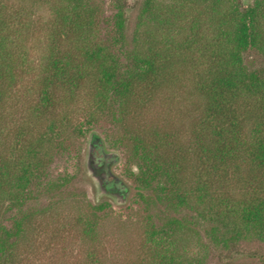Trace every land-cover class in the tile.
<instances>
[{"label":"rangeland","instance_id":"obj_1","mask_svg":"<svg viewBox=\"0 0 264 264\" xmlns=\"http://www.w3.org/2000/svg\"><path fill=\"white\" fill-rule=\"evenodd\" d=\"M86 1L98 11L96 33L88 43L107 48L123 75L135 67L138 36L152 30L146 2H154L163 13L169 7L179 10L182 16L169 41L173 51L167 50L178 65L167 89L152 97L142 116L122 115L116 98L99 105L88 84L73 97L60 90L46 113L41 81L62 28L59 11L70 6L66 0H0V154L11 163L14 180L26 168L33 170L27 190L12 189L17 202L0 198V264H92V255L103 264H128L139 256L133 251L147 219L157 227L172 220L186 223L192 231L183 234L188 237L184 245L194 264H264V237L250 232L231 241L220 226L169 200L158 182L145 186L141 181L136 128L167 122L186 127L204 111L196 71L207 67L206 60L199 42L187 49L195 35L201 40L214 37L215 23L204 5L194 0ZM235 1L248 8L258 0ZM120 10L123 30L117 25ZM156 33L162 41L163 33ZM66 47L71 43L62 41L60 48ZM243 58L248 71L264 73L260 51L248 49ZM93 214L98 234L90 243L82 229Z\"/></svg>","mask_w":264,"mask_h":264},{"label":"trees","instance_id":"obj_2","mask_svg":"<svg viewBox=\"0 0 264 264\" xmlns=\"http://www.w3.org/2000/svg\"><path fill=\"white\" fill-rule=\"evenodd\" d=\"M66 1L70 8L59 11L62 28L52 43L41 81L43 110L47 113L53 107L60 90L73 97L88 84L99 105L116 98L122 115L142 116L152 97L172 81L178 61L167 50L173 46L169 41L181 12L169 7L163 13L154 2H146L144 13L152 30L138 36L135 67L123 75L119 60L107 48L88 43L96 33L97 8H91L86 0ZM194 1L204 5L216 28L213 38L201 40L195 35L187 46L199 42L201 59L206 60L207 67L196 71L204 111L186 127L167 122L155 128H136L134 140L142 151L144 169L141 181L145 186L158 182L169 200L220 226L231 241L250 232L263 238L264 73L248 71L243 54L254 48L264 55V0L248 8L235 0ZM118 17V28L123 30V10ZM156 30L163 33L162 41ZM62 41L70 42L71 47L61 49ZM102 162L107 167L108 161ZM29 168L14 180L11 163L0 154V198L8 196L17 202L12 189L27 190L33 171ZM107 189L113 191L110 185ZM96 218L94 214L86 218L82 229L90 243L97 240ZM141 224V241L133 251L139 256L128 264H194L186 254L188 237L183 234L192 231L186 223L172 220L157 227L147 219ZM92 260V264H103L96 256L92 255Z\"/></svg>","mask_w":264,"mask_h":264}]
</instances>
